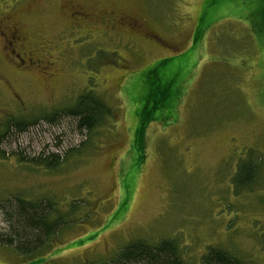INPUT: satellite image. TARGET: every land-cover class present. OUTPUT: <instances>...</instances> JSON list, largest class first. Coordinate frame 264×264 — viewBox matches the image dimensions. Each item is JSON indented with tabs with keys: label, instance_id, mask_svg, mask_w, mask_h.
<instances>
[{
	"label": "rangeland",
	"instance_id": "374dc122",
	"mask_svg": "<svg viewBox=\"0 0 264 264\" xmlns=\"http://www.w3.org/2000/svg\"><path fill=\"white\" fill-rule=\"evenodd\" d=\"M254 2L0 0V25L17 33L9 45L0 37V133L26 122L1 138L0 235L16 197L68 215L31 255L0 243V264L103 263L130 242L162 239L188 264H202L209 245L264 264ZM85 91L109 109L88 138L72 118L44 119ZM52 155L59 163L45 166ZM250 160L260 170L238 185Z\"/></svg>",
	"mask_w": 264,
	"mask_h": 264
},
{
	"label": "trees",
	"instance_id": "16d2710c",
	"mask_svg": "<svg viewBox=\"0 0 264 264\" xmlns=\"http://www.w3.org/2000/svg\"><path fill=\"white\" fill-rule=\"evenodd\" d=\"M227 0H207V4L220 3ZM256 10L248 3V12L251 14L257 25V37L264 41V0H254ZM212 5V4H211ZM247 14V15H248ZM168 59L161 60L165 63ZM152 95H150V98ZM109 109L101 99L85 91L76 98L75 103L68 108L52 112L44 117L47 121L55 123L59 117L72 118L79 132H85L87 138L91 131L98 126ZM34 121V120H32ZM28 123V122H27ZM24 120L10 119L6 123L4 132L0 133L1 138L7 137L8 130L11 133H21L26 128ZM142 125V123H141ZM144 125V124H143ZM4 138V139H5ZM1 152V151H0ZM45 166L53 167L59 163L56 155L44 161ZM237 178L242 179L238 185H248L255 180L256 172L260 170L257 162L242 161L238 166ZM10 203V202H7ZM55 210L54 204L46 199L27 201L16 197L5 209V221L7 229L5 234L0 235V243L13 248L20 256H28L41 249L49 239L56 234L57 230L67 222L68 218L64 213H52ZM202 264H246L237 254L223 247L209 245L201 256ZM88 264V263H85ZM95 264H188L184 262L181 253L177 248L175 240L162 239L156 243L133 241L125 245L110 261Z\"/></svg>",
	"mask_w": 264,
	"mask_h": 264
},
{
	"label": "flooded vegetation",
	"instance_id": "af4514ba",
	"mask_svg": "<svg viewBox=\"0 0 264 264\" xmlns=\"http://www.w3.org/2000/svg\"><path fill=\"white\" fill-rule=\"evenodd\" d=\"M15 28L6 29V26L3 24L0 25V37L3 38L4 41H9L8 45L11 43V40L17 37V33ZM10 35V36H8Z\"/></svg>",
	"mask_w": 264,
	"mask_h": 264
}]
</instances>
